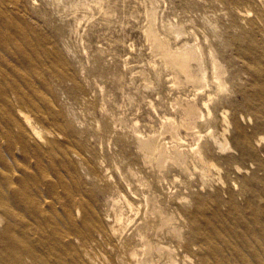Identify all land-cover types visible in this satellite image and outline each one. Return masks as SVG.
<instances>
[{"label": "rangeland", "instance_id": "obj_1", "mask_svg": "<svg viewBox=\"0 0 264 264\" xmlns=\"http://www.w3.org/2000/svg\"><path fill=\"white\" fill-rule=\"evenodd\" d=\"M0 264H264V0H0Z\"/></svg>", "mask_w": 264, "mask_h": 264}, {"label": "bare ground", "instance_id": "obj_2", "mask_svg": "<svg viewBox=\"0 0 264 264\" xmlns=\"http://www.w3.org/2000/svg\"><path fill=\"white\" fill-rule=\"evenodd\" d=\"M246 14H247V12H246ZM189 61V59H188V57H187V55H181V57H179L178 58V63H179V66H180V68L181 69H185V67H186V63ZM188 112V111H187ZM188 114V113H187ZM25 122V121H24ZM29 130H30V133L32 134V135H35V133H36V131H35V129L34 128H29ZM262 139V138H261ZM215 140V139H214ZM214 142H216V141H214ZM218 142V141H217ZM222 142V141H221ZM220 143V142H219ZM215 145V144H214ZM221 145V149H224V148H226L227 146H226V140H224V142L222 143V144H220ZM218 147V146H217ZM220 147V146H219ZM238 172H240V170H238L237 168L235 169V173H238ZM176 178V177H175ZM173 179V178H172ZM173 181V180H172ZM177 181V180H176ZM170 183H171V181H170ZM177 186V185H176ZM175 187V186H174ZM156 226V225H155Z\"/></svg>", "mask_w": 264, "mask_h": 264}]
</instances>
